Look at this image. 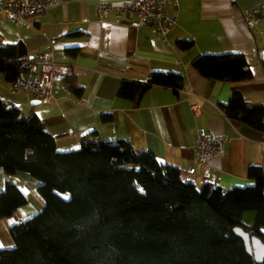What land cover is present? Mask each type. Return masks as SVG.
<instances>
[{
  "label": "trees",
  "instance_id": "trees-1",
  "mask_svg": "<svg viewBox=\"0 0 264 264\" xmlns=\"http://www.w3.org/2000/svg\"><path fill=\"white\" fill-rule=\"evenodd\" d=\"M178 47L190 51L194 42L180 41ZM26 61L23 44L0 46V74L8 84L26 76ZM192 65L211 81L253 78L243 54H204ZM184 83L180 74L153 72L146 83L123 81L117 96L138 107L153 87L180 91ZM8 105L0 104V169L32 179L43 207L10 227L15 247L0 250V264H257L233 228L264 241L262 167L249 168L252 187H198L125 140L85 138L80 151L61 152L34 112L24 115ZM221 109L232 123L264 134V106L247 103L241 90H233ZM27 203L7 182L0 192V219ZM248 211L256 214L252 226L243 222Z\"/></svg>",
  "mask_w": 264,
  "mask_h": 264
},
{
  "label": "crops",
  "instance_id": "crops-1",
  "mask_svg": "<svg viewBox=\"0 0 264 264\" xmlns=\"http://www.w3.org/2000/svg\"><path fill=\"white\" fill-rule=\"evenodd\" d=\"M124 1L59 0L56 8L32 17L30 29L16 27L0 14V46L21 43L27 59L52 53L57 63L70 69V80L53 85L51 102L43 103L32 94L13 95V85L2 74L0 96L24 115L34 112L61 152L81 147L85 138L125 140L137 151L152 152L179 169L184 180L198 187L254 186L248 170L264 167V134L232 123L221 106L235 89L243 92L247 103L264 106V0H173L169 10L176 24L165 40L153 26H135L136 16L121 19L111 12L100 18L102 4ZM247 12L259 18L257 26L247 25ZM180 41H193V49L181 50ZM231 53L245 56L253 73L250 81H211L192 65L200 55ZM153 72L182 75L184 88L153 87L138 107L117 96L123 81L146 83ZM74 88L81 89L80 95ZM199 128L227 140L224 154L206 166L198 163L195 150ZM7 182L33 199L12 217L0 219V250L15 247L10 227L43 207L37 185L28 176H7L0 169V192ZM255 217V212H246L244 224L252 226ZM261 233L264 236V228Z\"/></svg>",
  "mask_w": 264,
  "mask_h": 264
},
{
  "label": "built area",
  "instance_id": "built-area-1",
  "mask_svg": "<svg viewBox=\"0 0 264 264\" xmlns=\"http://www.w3.org/2000/svg\"><path fill=\"white\" fill-rule=\"evenodd\" d=\"M172 2L173 0H126L117 5L102 4L98 12L100 18L107 17L111 12H115L121 19L136 16L135 26H153L160 38L165 40L176 24V17L169 10ZM58 5L59 0H0V14L16 27L30 29L32 17ZM245 21L249 27H255L260 23L253 12L245 14ZM25 64L28 67L27 76L13 84L11 93L32 94L43 103L53 101L55 99L53 85L66 80L70 74L69 67L57 63L52 53H45L38 59H27ZM193 110H196L194 105ZM226 141L222 136L199 128L195 143L198 163L206 166L212 159L222 156ZM262 149L264 154V142Z\"/></svg>",
  "mask_w": 264,
  "mask_h": 264
},
{
  "label": "water",
  "instance_id": "water-1",
  "mask_svg": "<svg viewBox=\"0 0 264 264\" xmlns=\"http://www.w3.org/2000/svg\"><path fill=\"white\" fill-rule=\"evenodd\" d=\"M7 100L0 96V104H6ZM12 106L8 105L7 110H11ZM22 117L20 118V120ZM81 147H77L73 152H78ZM233 232L237 237L244 241L246 250L250 256H253L257 264H264V241L258 236H252L241 227H234Z\"/></svg>",
  "mask_w": 264,
  "mask_h": 264
},
{
  "label": "rangeland",
  "instance_id": "rangeland-1",
  "mask_svg": "<svg viewBox=\"0 0 264 264\" xmlns=\"http://www.w3.org/2000/svg\"><path fill=\"white\" fill-rule=\"evenodd\" d=\"M27 197V196H26ZM28 201L32 200L33 198L31 197H27ZM41 209H39V212H40Z\"/></svg>",
  "mask_w": 264,
  "mask_h": 264
},
{
  "label": "snow or ice",
  "instance_id": "snow-or-ice-1",
  "mask_svg": "<svg viewBox=\"0 0 264 264\" xmlns=\"http://www.w3.org/2000/svg\"><path fill=\"white\" fill-rule=\"evenodd\" d=\"M0 247H2V245H0Z\"/></svg>",
  "mask_w": 264,
  "mask_h": 264
}]
</instances>
